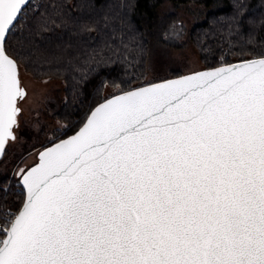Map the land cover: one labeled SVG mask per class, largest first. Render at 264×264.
<instances>
[{"label": "snow or ice", "instance_id": "obj_1", "mask_svg": "<svg viewBox=\"0 0 264 264\" xmlns=\"http://www.w3.org/2000/svg\"><path fill=\"white\" fill-rule=\"evenodd\" d=\"M26 6L0 0V153L23 94L4 43ZM39 160L2 210L0 264H264V58L106 100Z\"/></svg>", "mask_w": 264, "mask_h": 264}, {"label": "trees", "instance_id": "obj_2", "mask_svg": "<svg viewBox=\"0 0 264 264\" xmlns=\"http://www.w3.org/2000/svg\"><path fill=\"white\" fill-rule=\"evenodd\" d=\"M163 1L29 0L7 35L5 49L33 77L65 82V100L56 116L68 128L50 143L78 129L108 96L149 82L150 42L144 19L153 18ZM223 2L189 33L203 68L264 56V0ZM24 197L19 176L0 177V223L2 210L17 212Z\"/></svg>", "mask_w": 264, "mask_h": 264}, {"label": "rangeland", "instance_id": "obj_3", "mask_svg": "<svg viewBox=\"0 0 264 264\" xmlns=\"http://www.w3.org/2000/svg\"><path fill=\"white\" fill-rule=\"evenodd\" d=\"M223 5V0H211L206 5L180 4L170 0L160 3L155 16L144 19L150 42L145 80L151 82L203 68L199 51L189 33L195 24L204 20L207 12ZM19 77L26 94L18 100L20 113L14 127L15 139L8 140L0 158V177H18L21 170L37 160L43 147L68 128L56 116L65 100V82L55 77L37 79L23 68H19Z\"/></svg>", "mask_w": 264, "mask_h": 264}, {"label": "water", "instance_id": "obj_4", "mask_svg": "<svg viewBox=\"0 0 264 264\" xmlns=\"http://www.w3.org/2000/svg\"><path fill=\"white\" fill-rule=\"evenodd\" d=\"M28 2H29V0H26V3H28ZM16 21H17V20H16ZM16 21H15V22H16ZM7 35H8V34H7ZM6 38H7V37H6ZM4 47H5V43H4ZM7 54H8V53H7ZM8 55H9V54H8ZM9 56H10V55H9ZM10 57H12V56H10ZM12 58H13V57H12ZM261 58H264V56H261V57H254V58H248V59H243V60H237V61H233V62H230V63H225V64H221V65H217V66H213V67H208V68H201V69H197V70H193V71L185 72V73H182V74H179V75H176V76H171V77H166V78H163V79H159V80L151 81V82L145 83V84H143V85H140V86H137V87H134V88H131V89L125 90V91H121V92H118V93L112 94V95L108 96L107 98H105L104 100H102V101H100L99 103H97V104H96V105L90 110L89 114L87 115L86 119H85L84 122L81 124V126H80L78 129H76L73 133H71V134H69V135H67V136H65V137H62V138H60V139H58V140H56V141L50 143L49 145L43 147V148L38 152V154H37V160H36L34 163H32L30 166H28L24 171H27L28 169H31V168L35 167V166L40 162V160H39V154H40L41 152H43L45 149L51 148V147H53L55 144H58V143H60L61 141H63V140H67L68 138L74 136V135L80 130V128L83 127L84 123L87 121V119H88V117L90 116V114L92 113V111H93L98 105L104 103L106 100L112 99L113 97H116V96L123 95V94L126 93V92H130V91H133V90H136V89H139V88L147 87V86H149V85L160 84V83H163V82H165V81H169V80L179 79V78H181V77L188 76V75H191V74H193V73L204 72V71H208V70H211V69H215V68H219V67L227 66V65H236V64L241 63L242 61H250V60H253V59H261ZM13 59H14V58H13ZM14 60H15V59H14ZM15 61H16V60H15ZM16 64H17V66H18L17 61H16ZM18 76H19V66H18ZM19 82H20V77H19ZM20 88L22 89V93H23V94H22V96L17 97V100H16V106H17V108L19 109V111H18V114H17V117H16V124L13 126V129H12L13 134H14V127L17 126V124H18V115H19V113H20V107L18 106V100L21 99V98H23V97L25 96V94H26V89L24 88V86L21 85V83H20ZM9 139H11V138H9ZM9 139H8V140H9ZM8 140L5 142V147H6V144H7ZM5 147H4L3 152L0 153V158L3 156V154H4V152H5ZM18 176H19L20 184H21V186H22V188H23V190H24V192H25V197H26V189H25V187H24L23 184H22V175H19V174H18ZM25 197H24V199H25ZM23 202H24V201H23ZM22 204H23V203H22ZM21 206H22V205H21Z\"/></svg>", "mask_w": 264, "mask_h": 264}]
</instances>
